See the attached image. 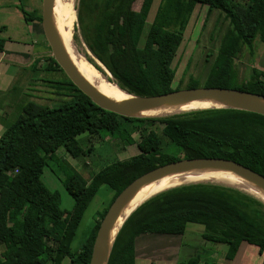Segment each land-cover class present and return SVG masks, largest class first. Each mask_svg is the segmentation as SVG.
<instances>
[{
	"label": "trees",
	"instance_id": "16d2710c",
	"mask_svg": "<svg viewBox=\"0 0 264 264\" xmlns=\"http://www.w3.org/2000/svg\"><path fill=\"white\" fill-rule=\"evenodd\" d=\"M155 1L141 0L137 10L138 0H80L77 16L81 34L113 76L110 82L135 96L199 88L193 76L184 88L174 87L173 63L184 41V30L196 6L202 5L208 7V14L218 11L229 21L203 87L264 95L262 72L254 69L249 81L236 85L234 69V60L245 46L253 54L254 41L259 38L264 42V0H159L143 37ZM20 10L27 21L42 22L41 15L33 19L22 6ZM2 33L0 28V53L6 41ZM46 61V71L63 72L53 57ZM65 80L47 81L56 85L52 86L56 95L65 98L57 106L29 101L15 121L0 119L5 127L0 137V264H63L65 259L71 264H90L97 232L112 203L136 179L163 165L183 159L221 158L264 176L263 115L206 109L167 117H123L98 107L67 76ZM146 124L162 126V131L143 132L136 142L133 134ZM102 133L136 145L138 154L116 161L86 180L58 151L82 159L92 150L78 137ZM46 167L66 184L74 200L71 210H63L61 193L50 191L42 181ZM104 185L114 193L110 206L98 214L87 243L73 253L71 245L83 217ZM189 224L203 226L205 241L227 245V262L235 259L243 243L264 253V204L233 187L194 183L159 193L140 205L121 228L108 264H136L137 238L183 236ZM202 262L198 254L182 264Z\"/></svg>",
	"mask_w": 264,
	"mask_h": 264
},
{
	"label": "rangeland",
	"instance_id": "374dc122",
	"mask_svg": "<svg viewBox=\"0 0 264 264\" xmlns=\"http://www.w3.org/2000/svg\"><path fill=\"white\" fill-rule=\"evenodd\" d=\"M79 2L80 0L77 3V14ZM140 2L141 0H138L135 5V9L139 10ZM158 5L159 0H156L147 20L143 37L146 36V33L154 19ZM20 6L24 8L28 15L42 16L43 0H0V28H6L4 29L5 32L3 31L1 34L2 38L5 40L7 38H12L15 41L21 42L26 39L27 41H32L33 39V36L29 32L28 23L25 21V15L20 10ZM208 13V7L197 5L184 30V41L180 46L177 57L173 63V68L176 70L174 87L182 86L184 88L190 76L198 79L199 88L203 87L205 84L215 57L219 52V47L221 46L222 40L229 27V21L226 20L222 13L218 11H213L210 14ZM40 24L41 23L39 22L37 26L38 31L41 33L43 28L41 26L42 24ZM179 29L180 27L177 26V30ZM40 38L42 42L44 41L43 43H46L44 40V34H41ZM73 39L78 52L88 62H90L89 59H91L96 65L102 64L99 63L100 61L93 55L85 43L81 34L78 17ZM143 41L144 38L142 39V43ZM253 45V54L250 49L245 46L240 57L234 60L236 82L238 83H236V85H241L242 83L249 81L253 75L252 71L254 69L264 72V42L257 38ZM36 65H38L37 61L35 62V65L32 66L35 68H27L29 74H31L33 70H38ZM43 65V67H46L48 62L45 61ZM92 65L94 66V64ZM102 71V74L108 80L110 79L114 81L110 72V76H108L104 69ZM16 76L17 79L13 83V86L6 93H3L4 96L0 98L3 106V108L0 109V112L2 113L0 116H2L4 112H9L12 100L19 101L16 111H12L13 118L8 117L5 121L7 123H11L18 118L21 114L22 107L27 102L30 100H36L30 96L32 94L35 95V93L27 91L28 87L22 82L24 80L23 78H27L25 73L18 70ZM41 77H43L46 82L43 83L42 88H40L43 92L39 93L52 92L55 96H53L52 100H43V98H39L40 100H37L38 103L53 107L57 106L60 101L65 98L56 95L57 90L52 88V86L55 87L56 85H49L47 81L55 82V80H59V82L62 83L63 81H66L65 74L61 71L48 72L43 70L41 72ZM31 78L33 77L31 76ZM161 127L159 125L153 126L146 124L142 131H138L133 134V138L136 142H138L140 140L141 133L147 132L151 129L160 133L162 131ZM78 140L86 149L90 148L92 150L88 156L75 160L64 150L58 151V155L73 166L86 180H89L92 174L100 172L102 168L116 161L126 160L138 154V148L136 145H126L118 138L110 136L105 137V134L103 133L99 136L83 134L78 137ZM42 181L50 191H58L61 193V207L63 210L69 211L72 209L74 204L73 197L68 193L66 184L63 183L50 168L46 167L44 169ZM113 196L114 193L108 186L104 185L98 190V193L90 203L80 224L76 237L72 242L71 249L73 253H78L87 243L95 226V221L99 220L98 214L110 206ZM202 229H204L203 226L199 224H189L185 235L169 236L176 242L173 253L171 252V249L160 251L157 247H150V251L158 250V252L150 254V262L152 264H161L162 261L167 262L165 264H182V262H186L190 258L199 254L202 257V264H230L226 261V254L228 251L227 245L214 244L205 241L200 232ZM155 236L158 237L157 235H151L150 237ZM251 248L254 252H256V254H251L249 257L245 258L244 256L247 250V245L244 246L240 251L241 258L238 260L237 264H264V253L260 256L257 248L253 246H251ZM1 250L2 247H0V252ZM169 260L171 261L168 262ZM63 264H71V262L69 259H65Z\"/></svg>",
	"mask_w": 264,
	"mask_h": 264
},
{
	"label": "water",
	"instance_id": "95a60500",
	"mask_svg": "<svg viewBox=\"0 0 264 264\" xmlns=\"http://www.w3.org/2000/svg\"><path fill=\"white\" fill-rule=\"evenodd\" d=\"M52 3L53 0H43L41 16L42 28L51 49L52 57L56 60L67 78L98 107L123 117L147 118V116H143V114L151 109H162L191 101L198 102L206 100L222 106L215 109H234L264 116V95L231 88L201 87L175 90L171 93L154 96H135L122 90L114 83L119 90L123 94L129 96V98L123 101H113L104 97L81 76L65 54L53 29ZM100 68L103 70L102 67ZM107 81L109 80L107 79ZM202 168H212L231 172L249 180L264 191L263 175L238 162L227 159H183L158 167L132 182L112 203L97 232L90 264H108L115 240L125 223L124 222L120 229L116 231L119 218L126 206L144 185L163 176ZM247 194L264 204V201L259 197L250 193Z\"/></svg>",
	"mask_w": 264,
	"mask_h": 264
},
{
	"label": "bare ground",
	"instance_id": "6f19581e",
	"mask_svg": "<svg viewBox=\"0 0 264 264\" xmlns=\"http://www.w3.org/2000/svg\"><path fill=\"white\" fill-rule=\"evenodd\" d=\"M78 1L79 0H53V29L57 35L58 41L75 69L94 89L104 97L113 101L126 100L129 96L123 94L114 83L107 81V78L78 52L74 44L73 36L78 17ZM100 66L104 69L106 74L110 76V73L105 66L102 64ZM220 107L222 106L206 100L198 102L191 101L180 105L168 106L162 109H151L145 112L143 116L167 117L196 110L215 109ZM194 183H215L226 185L253 194L264 201V191L239 175L212 168L184 171L157 178L144 185L122 212L116 226V231L120 229L121 225H123L127 218L145 201L169 189Z\"/></svg>",
	"mask_w": 264,
	"mask_h": 264
},
{
	"label": "crops",
	"instance_id": "0c3cea01",
	"mask_svg": "<svg viewBox=\"0 0 264 264\" xmlns=\"http://www.w3.org/2000/svg\"><path fill=\"white\" fill-rule=\"evenodd\" d=\"M35 16L32 18L34 19ZM29 26V32L33 36L32 41H15L12 38H7L5 41V47L4 51L0 53V98H2L3 93H6L12 86L15 80L17 79L16 73L17 71H22V73H25L27 78H23L22 81L28 88L27 91L35 93L30 95L33 97L35 102L38 103L40 100L39 98H43V100H52L53 96H55L52 92L47 93H39L43 92L40 90L42 88V84L44 83L43 77H41V72L43 70H46V67H43L45 61L47 58L52 57L51 55V49L48 45V42L46 40V37L44 38L45 42L43 43L40 35L44 34L43 29L41 33L38 31L37 24L39 21L37 20H26ZM41 25V24H40ZM42 26V25H41ZM6 28H3V31ZM5 32V31H4ZM34 61V62H33ZM37 61L38 65H36V68L38 70L32 71L31 74L28 73L27 68H35L32 67L35 65V62ZM264 70V69H263ZM264 74L263 71H260ZM24 76V74H23ZM31 76L33 78H31ZM42 96V97H41ZM1 100V99H0ZM38 100V101H37ZM33 101V100H30ZM18 100H12L10 103V109L9 112H4L2 116H0V119L7 120L8 117L13 118V112L16 111V108H18ZM53 107V106H52ZM2 103L0 101V109H2ZM0 114H2L0 112ZM5 117V118H4ZM5 130V127L3 125V122H0V137L3 134ZM74 205V204H73ZM204 229L200 230L201 234L203 233ZM151 235H142L136 240L135 244V252H136V264H152L150 261V254L160 251H166L168 249H171V252L173 253L175 249V240L172 237L165 236V235H157L158 237H150ZM247 245V250L245 252V258L249 257L251 254H256L251 248V245L247 243H243L239 249V252L237 253L235 259L232 262H229L230 264H237L238 260L241 258L240 251L241 249ZM150 247H157L158 250H151ZM254 247V246H253ZM256 248V247H255ZM258 250V248H257ZM258 254L262 256L259 251ZM173 260V259H171ZM169 260L168 262H170ZM167 262L162 261L161 264H165ZM169 264V263H168Z\"/></svg>",
	"mask_w": 264,
	"mask_h": 264
}]
</instances>
